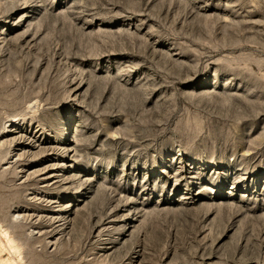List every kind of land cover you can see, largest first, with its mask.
Segmentation results:
<instances>
[{
  "label": "rangeland",
  "instance_id": "374dc122",
  "mask_svg": "<svg viewBox=\"0 0 264 264\" xmlns=\"http://www.w3.org/2000/svg\"><path fill=\"white\" fill-rule=\"evenodd\" d=\"M0 264H264V0H0Z\"/></svg>",
  "mask_w": 264,
  "mask_h": 264
}]
</instances>
